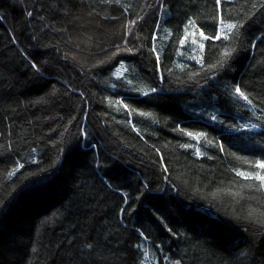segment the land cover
I'll use <instances>...</instances> for the list:
<instances>
[{
	"label": "trees",
	"instance_id": "16d2710c",
	"mask_svg": "<svg viewBox=\"0 0 264 264\" xmlns=\"http://www.w3.org/2000/svg\"><path fill=\"white\" fill-rule=\"evenodd\" d=\"M257 161L264 0H0V264H264Z\"/></svg>",
	"mask_w": 264,
	"mask_h": 264
},
{
	"label": "snow or ice",
	"instance_id": "6c2138e0",
	"mask_svg": "<svg viewBox=\"0 0 264 264\" xmlns=\"http://www.w3.org/2000/svg\"><path fill=\"white\" fill-rule=\"evenodd\" d=\"M217 4L220 3V0H216ZM190 24H194L193 21H189ZM221 23L223 22V19L221 18ZM227 29H228V34H223V32H221L220 34H217L216 36H214L213 38L215 39H220L221 35H224V39H228L229 36L232 34V30L236 29L237 30V35H238V29L239 27H242V25H238L236 23H227L224 25ZM201 36H204V33L201 31L200 32ZM205 39H209V37L204 36ZM201 47H203V45H201ZM230 52L226 49L225 50V56L229 55ZM235 94H237L240 98H242L245 101H248V103H251V101L249 100V97L245 94L244 91H242L239 87L235 88ZM189 136H192V133H188ZM202 135V134H199ZM198 138V136L196 137ZM185 147H187V145H185ZM255 168L260 169V170H264V161H257L255 162L254 165ZM237 175L244 177L245 179H255L257 181L261 182V187H264V175H261L260 171H255V172H248L245 173L243 171H240L237 173ZM262 217H264V214H261ZM261 222H264V220H262Z\"/></svg>",
	"mask_w": 264,
	"mask_h": 264
},
{
	"label": "rangeland",
	"instance_id": "374dc122",
	"mask_svg": "<svg viewBox=\"0 0 264 264\" xmlns=\"http://www.w3.org/2000/svg\"><path fill=\"white\" fill-rule=\"evenodd\" d=\"M187 44H189L188 46H197V44L199 43L197 40H196V37H195V32H193V30H191V33H189L188 35V38H187ZM194 49V48H192Z\"/></svg>",
	"mask_w": 264,
	"mask_h": 264
}]
</instances>
